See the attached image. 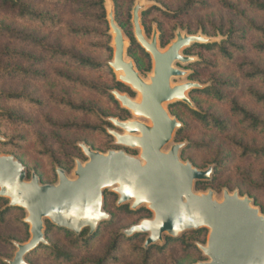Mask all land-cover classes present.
Returning <instances> with one entry per match:
<instances>
[{
    "label": "rangeland",
    "instance_id": "obj_1",
    "mask_svg": "<svg viewBox=\"0 0 264 264\" xmlns=\"http://www.w3.org/2000/svg\"><path fill=\"white\" fill-rule=\"evenodd\" d=\"M25 1L37 9L48 12L47 14L49 15L57 16L61 23L57 25L41 24L32 18L19 17L15 12L0 4V109L13 111L19 116V118L15 117L13 119L0 116V133L10 141L9 143H0V154L15 155L25 163L30 171L36 170L41 174L45 184H56L58 182V175H56L57 166L65 167L69 172V177L73 178L76 161L86 162L88 160V157H86L79 146L80 143H88L93 148L101 151H109L113 144L116 145L115 138L108 133L107 128L119 129L109 121V118L112 116H116L115 118L120 115L123 116L122 108L124 107L121 106L118 100L117 102L99 93L72 86L57 77L59 71L73 72L102 84L113 86L115 81L118 80V76L112 68V71L105 67L98 70H89L75 67L64 61L52 60L48 52L43 48L30 42L19 40L5 28L9 26L11 29L35 31L50 45L60 46L63 49L75 48L108 63V60L113 58L112 55L94 47L95 44L102 40L100 34L96 33L89 38H75L62 25V23L90 25L99 32L107 29V23L99 21L95 12L83 11L78 4H75L91 0H67V2L63 0ZM137 1L144 5L141 13L151 9L146 17L147 24L150 29H153L150 34H146L149 39L152 38L154 29H157V31L160 29L158 36L159 32H161L164 34V39L168 41H173L179 30L183 33L203 34L206 37L213 38L214 41H220L227 36L220 33L218 28L227 29L232 21L246 29L244 38L240 39L246 49L241 53H237L235 60L225 59L217 51L208 52L195 48L194 52H202L204 57L208 59L207 63L202 62L192 68H187L189 63L185 65L179 62L176 63L177 67L189 71L188 76L196 69L202 80L208 83L213 78L219 77L221 79H237L240 82V87H223L228 97L226 101H220L199 92L193 93L203 110L219 115L228 122L229 125L226 129L205 125L201 120L192 116L190 111L179 103L181 101L168 103L165 107L172 117L180 118L185 122V128L179 134L178 139L189 142L190 146L182 152V155L180 152L181 159L184 162H192L198 168H206L210 164L217 165L212 183L209 185L201 184L197 188L195 186V190L197 192H206L208 189H212L214 190L215 198L220 201L223 199L224 190H230L232 193L238 191L242 195L250 196L252 200H255L256 205L253 201L254 205L264 213V157L242 156L231 141V138L235 136L248 144L260 146L264 145V134L253 130L248 125H244L232 113L229 103V99L236 96L245 105L264 117V107L252 99L248 93L249 88L264 92V82L261 80H248L243 77L237 66L244 59L256 60L264 66V53L258 52L253 47L258 40L257 36L248 29L246 21L237 12L224 7L219 0H200L201 3L181 13H178V10L183 6L185 0H117L118 19L126 29L132 31H134L132 13ZM232 1L237 3L241 9H245L248 16L260 23H264V13L251 7L249 0ZM110 3H112V0L105 1L107 10L110 9ZM110 32L111 29L109 30ZM112 37L113 35L111 34ZM125 37L127 51L131 46V41L126 35ZM103 38L105 37L103 36ZM158 41L160 44L159 39ZM166 47L161 46L162 49ZM13 49L37 54L41 59L33 63L31 60H26L21 56H15L10 53V50ZM192 56L198 60V55ZM127 57L132 59L128 55ZM20 65L38 70L40 74L29 75L13 70L12 67ZM150 74H152V70L141 75L148 79ZM188 76L174 78L173 84L189 81ZM10 92L20 93L23 98H8L7 94ZM139 97V93L136 92L134 98L137 99ZM67 98L93 103L106 116L98 112L95 114L79 113L60 105L61 103L57 100H65ZM129 119H137V117L131 113ZM104 120L109 121L113 126H109ZM141 120L149 122L145 119ZM55 121L88 122L102 125L106 128L107 133L103 130L94 132L83 128H59L52 124ZM42 137L46 138V141L53 149L55 160L42 154ZM175 137L176 132L173 142L177 143ZM75 145H78L79 148L75 147ZM169 148L170 145L166 150ZM119 149H124L128 154L137 157L140 155L139 149L124 147ZM106 191L115 195L108 194L107 198L104 195V210L109 213L110 217L103 222L112 220V223L110 225H102L101 234L95 247L75 248L65 232L57 229L51 233V238L71 249L79 257H91L104 250L109 244L113 232L121 231L124 233L125 229L139 223L143 218L153 217V213L149 216L145 212L139 215L129 212L131 203L124 204L128 208L120 210V206L117 204L118 194L111 189ZM26 217L22 209H17L5 221L0 220V264H8V260L13 259L17 251V245L15 246L13 243L27 239V231L30 233V229H27L20 221L21 218L25 219ZM144 235L142 239L138 240V243L142 242L143 246V242H145L147 237V234ZM208 235L209 231L204 232L197 242L206 245ZM166 237L170 236L166 235L163 242L155 245L158 247L163 245L168 240ZM189 238V235L185 236L186 240H189ZM124 245L126 247L123 248L121 253L123 261H131L134 256H130V248L133 247L130 244L127 245L126 240H124ZM167 246L166 250L156 249L154 251L153 264H195L202 260H209L200 247L189 248L182 241H170L167 242ZM42 264H55V262L46 259Z\"/></svg>",
    "mask_w": 264,
    "mask_h": 264
},
{
    "label": "water",
    "instance_id": "obj_2",
    "mask_svg": "<svg viewBox=\"0 0 264 264\" xmlns=\"http://www.w3.org/2000/svg\"><path fill=\"white\" fill-rule=\"evenodd\" d=\"M143 9L144 5L137 1L132 23L136 40L153 61L150 82L127 57L126 37L115 21L113 3L108 10L111 34H115L109 65L116 74L124 71L125 75L117 74L118 80L141 97L138 101L113 90L121 106L137 119L110 117L109 121L119 130L108 127L107 131L117 146L139 149V157L124 149L103 153L80 143L88 160L76 161L74 177L59 167L58 182L43 184L35 172L29 178L25 165L13 155L0 154V197L8 198L10 206L26 210L24 220L30 225L31 233L27 242L16 244L17 251L8 264H25V254L40 242L46 243V220L76 234L86 228L89 235L95 233L110 217L104 210L107 189L118 194L119 206L131 203L132 210L146 206L153 213L152 218H145L123 231L128 236L147 234L146 248L163 242L166 235L176 238L186 231L206 228L209 230L207 243L199 247L209 260L195 264H264V214L250 197L241 196L238 191L224 190L220 201L212 189L195 190L197 182L211 179L213 166L199 169L181 159L180 151L185 143L173 140L182 123L165 107L177 101L193 107L189 92L204 85L191 80L173 85L174 78L189 74L176 63L193 62L196 57L184 54V50L194 43H209L214 39L179 30L167 48L162 49L157 29L148 43L141 23ZM0 140H3L1 136Z\"/></svg>",
    "mask_w": 264,
    "mask_h": 264
},
{
    "label": "trees",
    "instance_id": "obj_3",
    "mask_svg": "<svg viewBox=\"0 0 264 264\" xmlns=\"http://www.w3.org/2000/svg\"><path fill=\"white\" fill-rule=\"evenodd\" d=\"M63 1L67 2V0H63ZM105 1L106 0H91V1H82V2L75 3V4H78L79 8L83 11L95 12L99 21L101 22L103 21L107 23L108 28L105 29L103 32L97 31V29L93 28L90 25H74V24H63V23L62 25L66 28L67 32L72 37H75V38H89V37H93L94 34L96 33L100 34V38L102 40L99 43L95 44L94 47L106 53L111 54L113 57V46L111 43L112 38L110 34L111 32L109 33L110 25H109V20H108V10L106 8ZM219 1L224 7L228 8L229 10L237 12L246 21L249 27L248 29L251 30L257 36V39H258L253 47L258 52L264 53V23H260L256 19L248 16L247 11L245 9H241L239 5L232 0H219ZM112 3L114 5L115 21L122 28L124 34L131 41V46L127 49V55L133 59L137 69L140 71L141 74L151 71L153 68V62H152L151 55L137 42L135 35H134V31L126 29L123 26L122 22L119 21L118 16H117V9H116L117 0H112ZM199 3H201L200 0H185L183 6L178 10V13L188 10L198 5ZM249 3L251 7L264 13V0H249ZM0 4L5 6L6 8H9L12 12H15L19 17L32 18L41 24L57 25L61 23V21L57 18V16L49 15L47 14L48 12L35 8V6L26 2L25 0H0ZM150 11L151 9H148L141 13V23L144 28L145 34H150L153 30V29H150V26L147 24V21H146V17ZM5 28L6 30H8V32L12 36L18 38L19 40L30 42L32 44L38 45L41 48H43L45 51L48 52L52 60L64 61L75 67L89 69V70H98L102 67H105L109 71H112L109 65V61L112 59L108 60V63H107V62L101 61L100 59H98L97 57L93 55L81 52L75 48L63 49L60 46L50 45L49 43L45 41L43 37H40L35 31L17 29V28L11 29L9 26ZM159 30L160 29H158V31ZM218 31L227 37L220 41H213L209 43H194L190 47L184 50V54L186 55H191V56L198 55V60L189 63L187 65V68L188 67L192 68L193 66L199 65L202 62H205V63L208 62V59L204 57L202 52H194L195 48H199L202 51H208V52L217 51L222 55V57H224L225 59H229V60H235L237 53H241L245 51L246 49L245 45L242 42H240V39L244 38V35L246 33V29L244 27H241L232 21L227 29H223L219 27ZM103 36L105 38H103ZM158 39L160 40V45L162 47H166L168 44L171 43V41L164 39V34L161 32H159ZM10 53H12L15 56H21L26 60H31V62L33 63L41 59L39 55L33 54L31 52H26L24 50L13 49V50H10ZM237 66L240 69L243 77L247 78L248 80L250 81L261 80L264 82V66L261 65L256 60L244 59L241 62H239ZM12 68L13 70L19 73L22 72L24 74H29V75L40 74L38 70H33L30 67H24L21 65L15 66ZM57 77L60 80L66 83H69L72 86L83 88L91 92L99 93L105 97H109L113 99L114 101H117V99L112 93L113 90H118L122 93H127L132 98L136 96V91H134L129 85H126L118 80L115 81V84L113 86H110V85L102 84L95 80L83 77L81 75H77L73 72L71 73V72H66V71H59L57 73ZM188 79L191 81L199 82L200 84L204 85V87L195 88L189 92V98L191 99L193 103V107H190L188 104L184 102H179V103L185 106L190 111L192 116H194L198 120H201V122L204 123L205 125L214 126L219 129H226L229 125L228 122L219 115H216L207 110H203V108L200 107L198 101L194 97L193 93L199 92L205 95L212 96L213 98L217 100L226 101L228 100V97H227V93L224 92L223 87H234V88L240 87L241 86L240 82L237 79H230V78L221 79L219 77V78H213L212 81L208 83L207 81L202 80L199 72L196 69L194 72L190 73V75L188 76ZM248 93L252 99H254L257 103H259L260 105L264 107V92H261L253 88H249ZM7 97L16 99V98H23V95L17 92H10L7 94ZM57 100L61 103L60 105H63L66 108L79 112V113H90V114H95L97 112L103 113V111L97 108L93 103L79 101L74 98H67L65 100L57 99ZM229 103H230L232 113L235 116H237L244 125H248L253 130H256L264 134V117L263 116H260L259 114H257L247 105H245L241 100H239L238 97L236 96L231 97L229 99ZM122 112H124V115L123 116L120 115L117 117L120 120H128V118L131 115V112L125 108H122ZM103 115L106 116L105 113H103ZM0 116H5L10 119H13L15 117L19 118V116H17L15 112L4 110V109H0ZM112 117H116V116H112ZM177 119L182 123V127L176 131V137H175L176 142L185 143L180 151L182 155V152L188 149V147L190 146V143L187 141H181L178 139L179 134L185 128V122L180 118H177ZM104 122L109 124V126L111 127L113 126L107 120H104ZM52 124L56 127L65 128V129L83 128V129H87V130L94 131V132L103 130L104 132L107 133L106 128L103 127L102 125L92 124L88 122L79 123L76 121H72V122L55 121ZM0 136L3 137V140H0V143L10 142L1 133H0ZM231 141H232V144L236 146V148L240 151V154L242 156L252 155L256 157H264V145H260V146L251 145V144L244 142L241 139H237L235 136L231 138ZM41 143H42V149H41L42 154L47 155L55 160V153L53 149L51 148V146L46 141V138L42 137ZM85 144L90 146L88 143H85ZM75 147L79 148L78 145H75ZM90 147L93 150H97L96 148H93L92 146ZM119 148L120 146H116L113 144V146H111L110 149H119ZM97 151L107 152L108 150L107 151L97 150ZM13 156L25 165V163L21 159H19L15 155ZM210 165H213V164H210ZM210 165H208L206 168H199V169H207ZM193 166L197 167L194 164ZM216 166L217 165H213V172L211 174V179L209 181L197 182L196 188L200 186L201 184L209 185L210 183H212L214 179V174L216 171ZM25 167L27 169L29 178L31 177V173L35 172L39 176L41 182L45 184L43 182V176L41 174H39L36 170L30 171L26 165ZM59 167L64 169L66 173L69 174L68 170L65 167L57 166V168ZM108 194L115 195L112 192L105 191L104 195L106 196V198ZM239 194L241 196H245V195H242L240 192ZM253 201L256 205L255 200ZM125 208H128V207L126 205L119 207L120 210L125 209ZM17 209H22V208L10 206L9 199L0 197V220L5 221L6 218L14 210H17ZM22 210L25 212V216H27L26 210L25 209H22ZM129 212L136 214V215H139L143 212L147 213L149 216L152 214V212L146 207H140L136 210L130 209ZM147 218H150V217H147ZM20 221L27 229L28 228L30 229V225L24 220V218H21ZM111 223H112V220L103 222L95 233L89 235L88 228L81 231V233L76 234L69 229L59 228L53 225L49 220H46L45 221L46 243L40 242L33 249L28 251L24 256V259L26 262L25 264H42V262L46 261V259L54 261L55 264H68V263L70 264H153L154 251L156 249H160L162 251L166 250L168 247L167 242L182 241L189 248L190 247L199 248L198 247L199 242H197V240L204 232L209 231L206 228H202L199 230L186 231L176 238L166 237L168 239L167 242H165L160 247H158L157 245H153L148 248L144 247L142 242H140V244L138 243L139 242L138 240L142 239V237L145 236L144 234L136 233L128 237L121 231H116L112 233L109 244L104 248V250H102L101 252L91 257H88V256L79 257L71 249L66 248L64 245L60 244L59 242L54 241L51 238V233L55 229H57L59 231L65 232V234L67 235V237H69V239L71 240L75 248H89L93 246L95 247L98 242V237L101 234L102 225H110ZM187 235L190 236L189 240L185 239V236ZM30 237H31V234L27 231V239L23 240L22 242H15L13 244L16 246V243H25L30 239ZM124 240L127 241V245L130 244V246L133 247V248H130L131 249L130 256L131 257L134 256V258L131 259V261L128 260L127 262L123 261V258L121 255V253L123 252V248L126 247V245H124ZM200 244H203V243H200Z\"/></svg>",
    "mask_w": 264,
    "mask_h": 264
},
{
    "label": "bare ground",
    "instance_id": "obj_4",
    "mask_svg": "<svg viewBox=\"0 0 264 264\" xmlns=\"http://www.w3.org/2000/svg\"><path fill=\"white\" fill-rule=\"evenodd\" d=\"M109 10V9H108ZM112 35H113V37H112V45H115V40H114V38H115V34L114 33H112ZM147 39V38H146ZM148 43H151V39H149L148 38ZM167 48V47H166ZM166 48H164V49H166ZM164 51V50H163ZM117 74L118 75H125V73H124V71H119V72H117ZM153 74V73H152ZM146 81H148V82H150V78H148V79H146ZM173 85H175V84H173ZM140 95V94H139ZM141 97V96H140ZM140 97L139 98H137V100L139 101L140 100Z\"/></svg>",
    "mask_w": 264,
    "mask_h": 264
}]
</instances>
